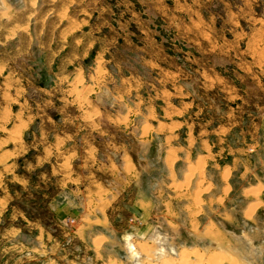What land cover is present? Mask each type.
<instances>
[{
    "label": "rangeland",
    "instance_id": "obj_1",
    "mask_svg": "<svg viewBox=\"0 0 264 264\" xmlns=\"http://www.w3.org/2000/svg\"><path fill=\"white\" fill-rule=\"evenodd\" d=\"M175 263L264 264V0H1L0 264Z\"/></svg>",
    "mask_w": 264,
    "mask_h": 264
},
{
    "label": "crops",
    "instance_id": "obj_2",
    "mask_svg": "<svg viewBox=\"0 0 264 264\" xmlns=\"http://www.w3.org/2000/svg\"><path fill=\"white\" fill-rule=\"evenodd\" d=\"M1 1V0H0ZM105 42V48L108 50L109 49V51H110V53L109 54H111L112 52H111V50L113 49V44H111V43H108V42H106V39H102V40H98V41H95L96 42V44H95V46L93 47L94 49L92 50L91 49V51H90V53H91V57H92V61H94L95 60V54H96V51L98 50V48H99V45H100V43L101 42ZM108 43V44H107ZM160 44V45H159ZM158 46H161L162 47V43H161V39H159V41H158V44H157ZM84 47L85 46H82V48L81 49H84ZM133 47L135 48V49H133L135 52H136V48H145L146 46L145 45H143V44H141V43H135L134 45H133ZM80 48V47H79ZM171 50H172V52L173 53H166L164 50H163V54H161V60H160V62H159V64L161 65V66H163L164 68H166L165 66H164V63H165V60L166 61H168V62H171V63H173V65H171L172 67L171 68H173V69H166V70H168V71H170V72H172V73H178V71H176V66H178L177 64H176V59H175V52H174V48H172L171 46L169 47ZM144 51H147L146 49L144 50ZM145 56V55H144ZM83 58H85V57H83L82 56V59ZM145 58L146 59H144V61H142V64L143 63H145V64H148L147 62H148V60H147V58H149L148 56H145ZM109 59H111L112 60V62H113V64L114 65H120V63H121V65L125 62V60L124 59H121V60H119V59H115L112 55L109 57ZM167 62V63H168ZM146 68H148L147 66H145ZM179 67V66H178ZM170 68V67H169ZM149 69V68H148ZM178 69V68H177ZM145 72H146V75H142L141 73H139V72H136V73H132V72H126V71H122V72H119L118 71V69H113V70H111L110 71V73H111V75H114V77H115V79L117 80V84H116V87L115 88H113L114 89V91H116V93L115 94H120V95H122V99L124 98V96H127L128 95V93H130V92H128V90H129V88H130V83L132 84V86L134 87L135 86V84L136 83H138L139 84V86L141 87L142 86V83L144 84V82H149V80L148 81H145L144 80V78H150V74H148V70L147 69H145ZM148 74V75H147ZM194 75V74H193ZM170 76V75H169ZM195 76V75H194ZM154 79L156 80V77L154 76ZM185 84V83H184ZM176 86H177V84H175L174 86H170L169 87V89H167L170 93H175V88H176ZM184 86H186V85H183V87ZM182 87V88H183ZM143 89H144V87H143ZM141 90L142 92H144L145 90ZM135 89H133L132 91H134ZM163 91H164V88H162V87H160V88H158V92H156V95L158 96V99H160V105H161V108L162 109H167V110H170V108L171 109H181V108H183V106L181 105V103L179 104V101H177V102H175V100H171L170 101V104H167L166 103V97L163 95ZM135 95V94H134ZM143 98V102H142V105H141V108L142 109H147V108H149L150 109V105H148L146 102V100H145V97H142ZM186 102H189L190 103V101H186ZM146 103V104H145ZM191 104H193V107H196V105L194 104V103H191ZM195 105V106H194ZM186 111H189V109H187ZM190 114H192V112L190 111L189 112ZM159 114H160V112H159ZM161 116V115H160ZM178 119V118H177ZM171 120L172 122H174V123H177L179 126H182V125H185V126H188L190 123L188 122V120L186 119V118H184V120H182V119H178V120ZM170 121V120H169ZM169 121H163V120H161V119H158V122L156 121V122H153V123H151L154 127H156V126H158L159 124H167V125H170L172 122H169ZM137 138V140H139V141H143L144 139H143V137L139 134V136L138 137H136ZM197 140H198V138H197V133L195 134V138H194V141L195 142H197ZM202 141V140H201ZM173 142H176V140L175 139H173ZM186 143V142H185ZM178 145V144H177ZM174 145V148H176V150H175V152H176V155H177V157L180 159H182V157H184V159H185V157H188L189 156V158L191 159L192 158V153H193V151H192V148H191V146H189L187 143L186 144H184L183 143V145ZM167 150V149H166ZM126 155H129V154H126ZM205 157L204 159H205V161H206V165L208 164V160H210L209 158H208V156H207V152H206V150H203V151H197V152H195L194 153V159H191V161L193 160V161H197V159L199 158V157ZM129 157L131 158L132 157V154L131 155H129ZM132 159V158H131ZM224 166V164H222L221 165V167H223ZM92 192H94V194L97 196H99V193H98V191L96 192V191H92ZM91 192V193H92ZM95 203L96 202H91L90 201V207L89 208H91L93 205L94 206H96L97 208H98V203H96V205H95ZM149 216H150V214H148ZM142 218V217H141ZM138 219V221H137V226H138V228H141L143 225H144V218H142V219ZM101 221H107L108 219L106 218V217H101V219H100ZM140 226V227H139ZM147 226H143V228H142V230H146V232H147V230H149L148 228H146ZM107 236H104V239H103V241H107ZM131 246V245H130Z\"/></svg>",
    "mask_w": 264,
    "mask_h": 264
},
{
    "label": "bare ground",
    "instance_id": "obj_3",
    "mask_svg": "<svg viewBox=\"0 0 264 264\" xmlns=\"http://www.w3.org/2000/svg\"><path fill=\"white\" fill-rule=\"evenodd\" d=\"M177 184H178V183H177ZM254 206H255V205H254ZM249 208H250V209H249ZM249 208H248V210H247L248 212L246 211L247 214H246L245 216H247V215L250 216L251 213L253 212V209H254L253 206H252V208H251V207H249ZM248 216H247V217H248ZM209 229H210V228H209ZM211 230H212V229H211ZM208 231H209V230H208ZM213 233H214V232H212V235H213ZM214 234H215V233H214ZM217 234H218V233H217ZM184 252H185V251H184ZM186 253L189 254L188 252H186ZM182 254H183V251H182ZM187 254H185V255H187ZM179 256H180V255H179ZM183 256H184V255H182V258H184ZM210 256H211V257H214V255H211V254H210ZM185 257H186V256H185ZM173 259H174V258H173ZM185 259H186V258H185ZM210 259H211V258H210ZM220 259H221V260H220ZM220 259H219V261H220V262H223L224 260H222V259H226V256H223V257H222V255H221V258H220ZM208 260H209V259H208ZM211 260H212V259H211ZM216 260H217V259H216ZM227 260H228V259H227ZM231 260H232V258H231ZM165 262H166V261H165ZM175 262H176V261H175ZM216 263H219V262L217 261ZM175 264H176V263H175ZM202 264H203V263H202Z\"/></svg>",
    "mask_w": 264,
    "mask_h": 264
}]
</instances>
